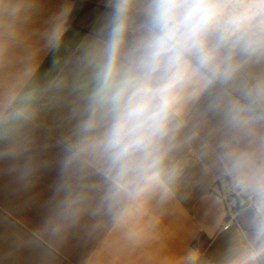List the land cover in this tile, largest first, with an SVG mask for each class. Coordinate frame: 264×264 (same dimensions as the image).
<instances>
[{"label": "clouds", "instance_id": "1", "mask_svg": "<svg viewBox=\"0 0 264 264\" xmlns=\"http://www.w3.org/2000/svg\"><path fill=\"white\" fill-rule=\"evenodd\" d=\"M73 49L70 8L40 34L49 71L29 43L40 0H0V167L28 183L41 167L35 126L63 107L57 184L42 229L59 238L103 214L130 244L173 199L184 152L211 123L202 151L243 198L245 233L219 264H264V0H105ZM190 250L168 264H195Z\"/></svg>", "mask_w": 264, "mask_h": 264}, {"label": "crops", "instance_id": "2", "mask_svg": "<svg viewBox=\"0 0 264 264\" xmlns=\"http://www.w3.org/2000/svg\"><path fill=\"white\" fill-rule=\"evenodd\" d=\"M105 0H40L29 43L38 61V76L50 69L54 54L43 47L40 34L62 9L70 8L63 56L92 29L105 10ZM89 5L82 8L83 5ZM73 23L74 26L71 25ZM71 124L63 107L41 111L35 126L37 158L41 167L25 183L6 167H0V264H168L190 250L201 253L195 264H219L224 251L245 233L244 210L231 212L225 198L232 191L202 146L211 123L193 142L194 153L184 152V175L176 195L166 203L153 200L145 221L155 223L139 244L128 243L120 229L103 215L84 216L59 238L42 226L50 213L57 184L61 141Z\"/></svg>", "mask_w": 264, "mask_h": 264}, {"label": "built area", "instance_id": "3", "mask_svg": "<svg viewBox=\"0 0 264 264\" xmlns=\"http://www.w3.org/2000/svg\"><path fill=\"white\" fill-rule=\"evenodd\" d=\"M225 207L231 212L244 210L245 202L238 194H230L225 198Z\"/></svg>", "mask_w": 264, "mask_h": 264}, {"label": "trees", "instance_id": "4", "mask_svg": "<svg viewBox=\"0 0 264 264\" xmlns=\"http://www.w3.org/2000/svg\"><path fill=\"white\" fill-rule=\"evenodd\" d=\"M88 6H89V5L85 4V5H83L82 8H87ZM71 25L74 26L73 23H71Z\"/></svg>", "mask_w": 264, "mask_h": 264}]
</instances>
